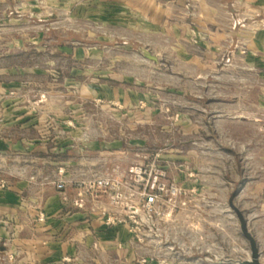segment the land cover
<instances>
[{
	"label": "rangeland",
	"instance_id": "rangeland-1",
	"mask_svg": "<svg viewBox=\"0 0 264 264\" xmlns=\"http://www.w3.org/2000/svg\"><path fill=\"white\" fill-rule=\"evenodd\" d=\"M151 6L37 0L31 16L0 15V82L16 86L22 102L49 104L52 119H79L85 138H96V158L104 151L109 164L127 167L151 154L171 179L195 187L200 209L194 228L181 235L182 260L250 259L229 205L236 194L264 263V51L253 52L248 38L232 31L221 38L196 22L194 10L165 16ZM148 249L85 250L68 263L165 264L168 254Z\"/></svg>",
	"mask_w": 264,
	"mask_h": 264
},
{
	"label": "crops",
	"instance_id": "crops-1",
	"mask_svg": "<svg viewBox=\"0 0 264 264\" xmlns=\"http://www.w3.org/2000/svg\"><path fill=\"white\" fill-rule=\"evenodd\" d=\"M152 1L153 12L194 10L201 16L196 22L219 30L221 38L232 31L237 39L247 37L253 52L264 51V0ZM37 8V0H0L2 16H31ZM248 30L252 34H244ZM20 94L0 82V264H69L85 250L113 253L127 231L105 227L99 205L106 200L96 204L95 196L84 194L83 205L75 204L82 190L79 176L102 167L108 161L104 151L96 158V138H85L79 119L62 114L52 119L49 104L22 102ZM59 178L68 180L63 190L56 186Z\"/></svg>",
	"mask_w": 264,
	"mask_h": 264
},
{
	"label": "built area",
	"instance_id": "built-area-1",
	"mask_svg": "<svg viewBox=\"0 0 264 264\" xmlns=\"http://www.w3.org/2000/svg\"><path fill=\"white\" fill-rule=\"evenodd\" d=\"M261 22L264 25V19ZM43 98L45 94L41 95V100ZM153 156L142 154L139 162L127 167L105 161L102 167H96V175L90 182L79 181L82 190L75 204L83 205L84 194L95 196L96 204L105 199L107 205H99L105 227L127 231V239L119 243L120 248L139 246L149 253L148 245H155L159 252L169 255L162 263L192 264L191 260L181 259L178 247L182 244L181 235L195 225L194 212L200 209L197 189L185 188L171 179L168 166ZM67 181L59 178L57 188L63 190ZM39 219L45 220L43 212ZM148 260L151 262L153 258L139 262ZM215 264H226V261L219 260Z\"/></svg>",
	"mask_w": 264,
	"mask_h": 264
},
{
	"label": "water",
	"instance_id": "water-1",
	"mask_svg": "<svg viewBox=\"0 0 264 264\" xmlns=\"http://www.w3.org/2000/svg\"><path fill=\"white\" fill-rule=\"evenodd\" d=\"M235 196L236 194H233L231 196L229 200V205L232 208V210L236 213L239 219L241 232L243 236L248 240L251 250L250 259L244 260L242 264H264L261 260V252L258 241L249 228L247 216L242 211V209L236 204Z\"/></svg>",
	"mask_w": 264,
	"mask_h": 264
}]
</instances>
